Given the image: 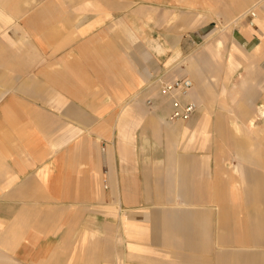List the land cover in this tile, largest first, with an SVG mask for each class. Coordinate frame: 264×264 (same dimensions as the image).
Returning a JSON list of instances; mask_svg holds the SVG:
<instances>
[{"label":"crops","instance_id":"obj_1","mask_svg":"<svg viewBox=\"0 0 264 264\" xmlns=\"http://www.w3.org/2000/svg\"><path fill=\"white\" fill-rule=\"evenodd\" d=\"M19 1L0 0L3 5L7 4V7L0 4L3 6L0 7V21L13 23L18 18ZM251 1L246 0L243 4H233L231 1L225 12L241 9ZM105 4L109 6V2ZM248 9L250 13L245 18L250 20L238 19L239 16L232 20L235 23L232 32L235 43L232 48L240 52L225 54V59L232 65L229 73L241 65L247 70L246 76H239L242 90L235 106L241 111L236 117L246 116V112L242 110L244 105L258 99L261 101L260 116H264V90L260 94L256 88L262 85L264 72L255 67L264 58V0H254ZM50 16L51 13L43 15L45 23L39 27L46 39L48 51L35 44L27 48L29 52L20 53L18 34L15 41L9 40L5 35L0 36V232L4 234L9 230H16L20 236L16 241L12 237L0 241V246L11 247L0 251V255L6 257L3 259L5 261L20 264L49 263L50 257L56 252L54 246L65 242V235L72 228L71 225L64 224L62 219L66 215L68 205L79 206L85 202L90 203L88 206L101 208L102 212L112 213L114 212L112 206L117 197H122V203L126 207L141 204L146 192L141 183L146 182L147 178L142 173L141 182L139 172L136 171L142 164L139 157L144 151H149L154 163L167 164L172 168L176 166L172 160L177 156L174 153L177 149L174 145L168 148L165 145L149 147L133 145L135 136L132 125L137 119L141 120L144 117L138 104L133 103L122 108L106 125H102L98 120V114L94 115L91 111V114L86 112L84 115L80 107L67 104L68 101L96 100L98 90L94 87L99 86L98 81L113 86V78L122 72L125 61L113 55L112 40L97 43L100 40L97 34L84 42L74 44L75 47L82 48L79 53L81 62L76 59L66 60L68 52H65V48L70 42L67 30L71 20L67 17L58 21L66 30L62 33L50 21ZM193 17L194 24H191L193 22L187 24L191 28L190 37L195 39L210 37L216 20L200 16V13ZM96 22V19L87 20L85 24L77 27L76 32L83 34L92 31ZM56 34L63 35L62 42L54 39ZM35 38L39 43V37ZM223 42V38L207 42L204 57L213 55L214 50ZM164 49L159 44L154 49L144 45L137 49L133 48L139 74L138 77L127 79L124 86L130 93L145 81L140 98L153 114L146 113L147 119L143 128L148 129L154 137L159 132H164L165 136L178 135L184 139L180 149L193 151L202 147L188 145V133L192 131H189L187 126L175 124L169 128L158 121L159 114L168 123L184 122L167 121L170 103L158 93V77L165 81L182 78L192 81L193 85L187 99L196 103L201 117L193 126L194 131L214 118L217 133L219 135L223 133L219 128L224 125V118L227 116L222 110L225 105L224 99L219 95V90L215 93L208 91L202 80L204 69L197 59L195 61L190 59L184 67L174 65L165 69V65H169L172 58L169 57L165 63L158 60V53H162ZM58 52L61 55L59 60L50 61V57ZM20 54L23 55L22 58L19 57ZM227 76L230 77V74ZM147 100L151 101L150 105L146 104ZM216 102L219 109L208 112L207 104L213 106ZM131 119L134 120L133 124ZM114 125L117 126V138L115 144L110 145L109 139L113 135L111 130ZM254 126V118L249 117L245 127L250 129ZM8 135H13L12 140H8ZM223 143L233 144L235 140L224 136ZM206 148L208 155L210 149ZM219 149L221 150L222 146ZM219 153L220 151H217L214 154L215 161L222 160ZM238 161L261 167L264 157L260 152L251 154L242 151L238 155ZM201 162L202 155L191 152L178 159L177 164L184 168L180 169L176 176L168 175L171 168H159L154 173V197L158 204L164 203L165 199L168 204H172L167 198L177 196L180 197L178 204L192 207L176 216L168 215L173 213L170 210L158 209L160 247L158 250L163 251L162 255L173 259V262L159 259L158 264H211V261L212 264H264V250L248 249L259 246L258 243L261 241L259 234H244L242 224L248 223L249 218L236 219V214L246 206L244 197L247 201L264 197L263 174L259 171L248 172L237 184L236 179L232 180L229 177L228 181V177H225L221 183L215 185L209 181H202L205 170ZM119 182L121 188L116 191L115 187ZM227 182L230 191L226 195L222 194V190L225 189ZM239 188L243 194L237 192ZM237 196L241 197L238 203L230 201ZM211 202L216 205L219 217L227 216L220 224L221 231L215 243L220 246H234L232 252L215 254L213 260L210 255L211 238L208 224L211 208L206 210L197 208ZM251 209L255 215L264 216V202L253 203ZM139 212L136 210L135 213ZM163 213L165 215H162ZM123 215L120 228L122 235L129 237V241L126 242L127 248L135 255L138 252L137 263L153 262L154 259L143 257L141 254L149 251L146 248V237L141 236L142 230L144 231L141 225L142 218L128 217L125 212ZM30 217L41 220L29 227ZM236 224L238 230L235 228ZM101 228L105 229L107 234L114 235L115 230L107 225L102 224ZM57 234L58 239L55 238ZM238 235L242 239L229 243L230 239H236L234 237ZM132 236L134 237L131 238ZM3 238L0 236V239ZM74 246L75 242L70 249L71 253ZM262 246L264 247V244ZM237 250L239 251L235 252Z\"/></svg>","mask_w":264,"mask_h":264},{"label":"rangeland","instance_id":"obj_2","mask_svg":"<svg viewBox=\"0 0 264 264\" xmlns=\"http://www.w3.org/2000/svg\"><path fill=\"white\" fill-rule=\"evenodd\" d=\"M231 1L233 4H243L246 2V0H20L18 18H16L13 23L0 21V36L5 35L9 40L15 41L14 39L18 34V47L20 53L22 51L29 52L27 48L29 49L35 44L40 48L44 47V50L48 51L46 39L42 36L43 34L39 28L45 23L42 16L47 13L52 14V16H50V21H52L62 33L66 32V30L62 28L58 21L67 17L71 20V25L67 30V34L70 35V42L65 48V52H68L66 60L76 59L78 62H81L82 60L79 53L82 48L75 47L74 44L79 43V41L84 42L95 34H97L98 39H100L97 43L112 40L114 49L113 55H115L117 59L120 58L125 61V64L123 63L125 66H122V72L119 71L121 73H118L113 78L114 85L108 86L106 84H101L99 80V86L94 87L95 90H98V98L96 100L90 99L84 100V102L68 101L67 104H71L77 108L80 107L84 115L86 112L87 114H91V111L94 115L98 114V120L102 125H106L112 121L111 118L118 114L122 108L136 103L140 106V113L144 117H142L141 120L137 119L135 123L134 120L131 119V124L134 123V125H132L134 126L132 130H134L135 136L133 145L140 147L165 145L167 148L174 145V148H177L174 152L177 156L172 158L173 163H176V166H173V168L167 164L154 163L150 158L151 155L149 151H144L139 157V162L142 164L138 166L136 172H139L138 177L141 178V182L142 173H144L147 178L146 182L141 183V187L146 190L141 204L137 206L133 204V207H126L122 203V197H117L112 206L114 209L112 213L102 212L101 208L88 206L90 203L85 202H82L79 206H66V215L64 218H61L64 224L66 223L68 226L71 225L72 228L69 229L68 233L65 235L66 241L61 242L60 245L54 246L56 252L55 255L50 257L48 264H158L159 259L173 262V259L162 255L163 251L159 252L158 250L160 249V247H158V209L160 211L170 210L173 213L168 215L176 216L178 213H182L186 211L187 208L192 207L178 204V199L180 200V197L177 196L167 198L172 204H168L166 199L164 203L158 204V201L154 197V173L159 168H171L173 171L171 173L170 170L168 175L176 176L180 169L184 168L178 165L179 163L177 164L178 159L185 157L191 152L202 155L203 162H201V166L204 167L205 170L202 174V181H209L211 184L218 185L225 177H228V181L229 177H231L232 180L236 179L237 184L238 181L243 180L248 172L255 173L259 171L264 176V161L261 167L251 166L247 163H240L238 161V155L242 151H247L251 154L260 152L264 157V116H260L261 101L258 99L253 103H246L244 105L245 107L242 108V110L244 109L246 112V116L236 117V114L241 111V109L235 106L237 102L236 99H238L242 90V83L239 76H246L247 70L241 65L238 69L229 73L232 65L225 59L226 52L237 54L240 52L232 48V45L235 43L232 38L235 23L232 22V20L238 16V19L244 18L250 20L245 17L250 13L248 8L254 0L241 9L233 12H225ZM106 2H109V6L105 4ZM0 4L3 5V3ZM2 5H0L1 8H3L4 5L7 7L5 3L3 6ZM196 13H200V16H207L216 20L213 23L215 26L212 27L213 31L210 37L200 39L190 37L189 30L191 28H189L187 24L189 22H193L191 23L192 25L194 24L193 16ZM92 19L97 20L96 26L92 31L83 34L76 32V30H78L77 27L85 24L87 20ZM14 31H16V33ZM11 32H13V34H11ZM58 34L54 35V39L60 43L63 41V35ZM35 36L39 37V43H37L38 41ZM215 38H223V44L214 50L213 55H210L208 58L204 57L206 52L205 45ZM194 40L196 43H194ZM158 44L165 48L162 53H158V60L165 63V60L169 57L172 58L169 65H165V69L174 65L184 67L185 63L190 61V59L194 61L197 59L201 68L204 69V77L202 80L208 87V91L215 93L216 90H219L220 94H218L224 99L225 105L222 110L227 116L224 118V125L219 128V130L223 132L220 135L216 131L214 118L199 126V129L197 128L196 131L193 130V126L201 120L198 108L193 117L185 122L179 123H168L158 114V121L161 125L168 126L169 128L175 124L187 126L189 131H192L188 133V145L200 146L202 148L194 149L193 151L181 150L180 145L184 143V139H181L178 135L165 136L164 132H159V134L154 137L148 129L143 128L145 120L147 119L145 116L146 113L148 115H150V112L151 115L153 114L152 111L145 107L142 98H140V91L143 89L145 81L142 82L140 87L130 93L124 86L127 79H131L133 76L138 77L139 74L138 61L133 48L137 49L144 45L154 49ZM19 57L22 58L23 55L20 54ZM59 57H61V55L58 52L50 57V61H58ZM255 67L264 72V58ZM227 74H230V77H228ZM261 84V86H256L260 94L264 90V81ZM253 88H255V86H253ZM207 105L206 108L208 112L219 109L217 102L214 103L213 106ZM249 117L254 118L255 126L247 129L245 126L248 124ZM111 132L113 135L109 139L110 145H114L117 138V126L114 125ZM224 136L231 137L235 140V143L224 144ZM12 138L13 135H8V140H12ZM221 146L222 149L220 150L219 147ZM206 147L210 149V154L208 155H206ZM217 151H220L219 154H221L222 160H214V154ZM175 184L177 185L178 182L176 181ZM225 185L222 194L226 193L227 195L230 191L228 186L229 183L227 182ZM262 186L264 187V182ZM120 188L121 183L119 182L115 189L118 191ZM240 191L239 188L237 192L242 193ZM172 198L174 201H172ZM240 200L241 197L237 196L236 199L230 201L238 203ZM243 200H245L244 204H246V206L240 213L236 214V219L238 220L239 217L245 219L249 218L248 223L242 224L244 234H259V238L261 239L258 243L259 246H252L248 249H253L255 251L264 250L262 246V244H264V216L255 215L251 209L253 203L264 202V197L261 199H250V201H247L244 197ZM170 206L175 208H169ZM197 208L201 210L211 208L208 224L210 225V255L212 260L215 254L232 252L234 246H220L215 243L218 233L221 231L220 224L225 221L227 216H224V218L219 217L214 202L200 205V207ZM136 210L140 212L135 213ZM124 212L128 217H137V219L142 218L141 225L144 231L142 230L141 236L146 237V248L149 251L141 254H143V257L154 259L153 262L137 263L138 260L136 256L138 252L135 255L133 251L127 248L126 242L129 241V237L122 235L123 232L120 228ZM164 213L162 215H165ZM39 220L41 219L30 217L28 226L34 225ZM42 221H44V216ZM102 224L107 225L109 228H112V230L114 229V235L111 233L107 234L106 230L101 228ZM237 226L236 224V230L239 229ZM18 234L19 232L16 230H9L4 234L0 232V236L4 237L0 239V241L8 240L11 237L16 241L20 237ZM63 236L61 232V237ZM133 237L134 236L131 238ZM239 237L238 235L234 237L236 239H230L229 243L242 239V237ZM55 238L58 239L59 235L57 234ZM73 242H75V248L71 253L70 249L72 248ZM255 242L257 241H254V243ZM5 248L10 249L11 247L0 246V251H5ZM238 251L239 250L235 252ZM5 258V256L0 255V264H20L18 262L3 260ZM212 263L213 261H211V264Z\"/></svg>","mask_w":264,"mask_h":264},{"label":"built area","instance_id":"obj_3","mask_svg":"<svg viewBox=\"0 0 264 264\" xmlns=\"http://www.w3.org/2000/svg\"><path fill=\"white\" fill-rule=\"evenodd\" d=\"M250 15L253 16L252 14ZM192 85V81L188 78L171 81H165L161 77L158 78V93L168 99L170 103V113L166 117L167 121L185 122L194 115L197 105L194 101L187 99ZM150 103V100L146 101V104L150 105Z\"/></svg>","mask_w":264,"mask_h":264}]
</instances>
